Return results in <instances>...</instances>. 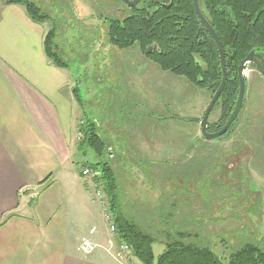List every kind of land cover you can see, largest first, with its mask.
I'll return each instance as SVG.
<instances>
[{"label":"rangeland","instance_id":"rangeland-1","mask_svg":"<svg viewBox=\"0 0 264 264\" xmlns=\"http://www.w3.org/2000/svg\"><path fill=\"white\" fill-rule=\"evenodd\" d=\"M30 1L38 3L60 22L65 20L66 24L72 25L78 17L85 27L89 26L87 32L93 28L92 32H84L87 37L84 41L97 55L94 58L95 52H91L83 68L71 61L82 51L75 44L77 39H72L79 32L76 27L74 31L65 32L58 43L72 65L70 70L75 83L76 76L81 82L83 97L87 101L94 100L93 103L87 102L85 109L96 121L109 125V129L106 125L104 130L109 133L107 140L111 143L121 140L130 147L128 158L121 157L119 162H126L129 167L130 161L145 170V177L135 171L128 177L126 167L123 168L125 176L120 174L125 184L122 206L129 218L151 231L160 242H166L163 233L166 228L162 227L171 220L174 228L183 225V231L191 233L186 242L209 246L218 255L230 252L229 247L237 250L243 243H256L264 237V79L259 73L248 65L246 102L231 135L207 141L202 138L200 122L211 101L210 93L171 73L162 72L137 45L124 51H110L106 53L108 56L94 46V43L97 45L94 32L99 28L102 37L107 33L105 20H122L130 15L126 5L113 0ZM48 24L44 23L50 29ZM98 40L101 44L102 40ZM68 49L75 53L68 55ZM94 65L100 66L94 76L95 81L100 80L96 88L92 79ZM219 115L220 108H217L210 115L209 122H216ZM76 119L74 134L78 144L77 133L83 114ZM104 131L100 133L105 138ZM113 151L116 154V148ZM75 158L78 169L83 165L89 168L87 164L98 160L92 149H87L85 154L78 151ZM119 164L115 163V168L121 171ZM143 180L145 184L139 186ZM95 192L106 210L111 229L113 216L103 185L98 184ZM157 200L158 205L154 206ZM251 209L258 215L250 216ZM159 210L162 212L158 225L151 217ZM245 222L251 234L247 231L242 234L245 235L243 238L234 230ZM199 226L203 228L198 229ZM252 226L259 235L252 232ZM111 232L118 238L116 230L111 229ZM196 233L194 238L192 235ZM219 233L228 240L227 247L217 239ZM254 235H257L256 240L252 237ZM163 250L161 244L154 246L157 254Z\"/></svg>","mask_w":264,"mask_h":264},{"label":"crops","instance_id":"crops-1","mask_svg":"<svg viewBox=\"0 0 264 264\" xmlns=\"http://www.w3.org/2000/svg\"><path fill=\"white\" fill-rule=\"evenodd\" d=\"M48 30L0 2V264H142L111 232L96 178L77 168L82 111L71 70L47 58Z\"/></svg>","mask_w":264,"mask_h":264},{"label":"trees","instance_id":"trees-1","mask_svg":"<svg viewBox=\"0 0 264 264\" xmlns=\"http://www.w3.org/2000/svg\"><path fill=\"white\" fill-rule=\"evenodd\" d=\"M113 1L124 4V0ZM147 2L148 0H142L137 8L131 9L130 15L122 20H105L107 33H103L104 36L102 37L99 28L97 31L94 30V35L97 37V39L95 38L97 45L94 43V46L99 47L105 56L110 51H124L137 45L149 61L153 62L162 72L180 77L189 85L213 95L220 86L223 77L220 55L214 39L197 19L192 0H173V4L169 8L156 7V4ZM199 2L203 7L205 17H207L226 52L228 81L215 107L220 108L219 120L210 127L211 131H217L227 124L235 110L239 95L238 68L241 62L252 51L264 53V0H199ZM4 4L22 5L32 21L43 25L50 23L51 26L48 24L50 29L45 36L44 48L47 58L56 67L71 69L72 65L58 40L63 37L65 32L68 33V30L74 31L75 27L76 31L79 32L72 39H77L75 44H78V48L82 51L79 55L76 53L75 59L71 61L79 65V68H83L88 62L90 53L95 52L91 45L84 41L87 38L84 37V32H92L93 28L87 32L86 28L89 26L85 27L78 17L74 23H71L72 25H69L66 24L65 20L60 22L49 11L30 0H5ZM98 39L102 40L101 44ZM150 46L154 47V51L149 54L146 49ZM101 48L106 49V52ZM71 51L72 49H68V55ZM71 53L73 55L75 52ZM96 55L95 52L94 58ZM106 55L108 56V54ZM99 67L94 65L92 74L94 88H96V83L100 82V80H94L95 71ZM80 83L76 76L73 97H75L83 114V121L78 127L77 133L81 136L77 145L78 151L85 154L87 149H92L95 153L97 162L87 164V167L96 173L97 184L103 185L105 189L109 211L113 216V224L120 243L127 244L131 254L137 260L142 264H264V237H260L256 243L251 241L243 243L237 250H232L233 247H229L230 252L226 251L218 255L209 246L186 242L185 239L189 238L191 233H187L186 230L183 231L184 226L180 224L179 229L174 228V222H171L169 218L170 221L164 223L162 227L166 228L163 230L166 242L157 241L156 236L151 231L144 229L136 221L130 219L122 206L124 197L122 192L125 191L123 190L125 184L120 178L121 173L124 176L126 174L123 169L126 167V162H119V159L122 157L126 160L131 149L128 144H122L121 140L117 143H111L107 140L109 133L104 130H106V125L109 129V125H102L85 109L88 106L87 102L93 103L94 100L87 101L83 97ZM237 123L238 120L229 132L218 140L230 136ZM102 130L105 138L100 133ZM113 148H116V154ZM115 163H120L119 169L121 171L115 168ZM128 163L131 165L130 168L126 167L127 171L125 170L128 177L129 173H134V171L141 174V177L146 176L145 170L140 168L141 165H135L130 161ZM133 184L135 185V182ZM138 184L143 187L145 182L143 180ZM157 202L158 200L154 206L158 205ZM161 212L159 210L153 214L154 217H151V220L154 219L153 221L158 225L161 224V217L159 216ZM248 213L250 216L258 215V212H252V209ZM240 227L234 230L237 236L240 234L242 236L247 231L251 234V229L247 224ZM252 227V232H256L255 226ZM202 228V226L198 227V229ZM256 233L259 235L258 232ZM257 235L252 236L253 239L256 240ZM192 236L196 238L197 233ZM216 237L221 241L222 246H228V240L222 238L220 233ZM242 237L244 238L245 235ZM156 244H161L164 247L163 252L158 257L153 253Z\"/></svg>","mask_w":264,"mask_h":264},{"label":"water","instance_id":"water-1","mask_svg":"<svg viewBox=\"0 0 264 264\" xmlns=\"http://www.w3.org/2000/svg\"><path fill=\"white\" fill-rule=\"evenodd\" d=\"M125 2L128 4V6L130 7H136L139 0H134L133 2H129V0H125ZM193 4L195 7V11L196 14L199 18V20L201 21V23L204 25V27L208 30V32L210 33V35L212 36V38L214 39L217 47H218V51H219V55H220V63H221V69H222V74H223V78L222 82L220 84V87L218 88L217 92L215 93V95L213 96L211 102L209 103V106L207 107L204 116L202 118L201 121V135L202 138L207 140V141H215L218 140L219 138L223 137L224 135H226L228 133V131L232 128V126L234 125V123L237 121L243 105H244V100L246 97V80H245V70L247 67V64H253L255 65L256 69L263 75L264 77V59L262 58V56L260 54L255 53L256 51H252L240 64L239 68H238V78H239V84H240V88H239V96H238V100H237V104L235 107V110L233 112V114H231L230 119L228 120L227 124L222 127V129L217 132V133H210L208 130V124H209V119L211 115V112L213 111L214 107H215V103L218 102L221 94H222V90L225 89L227 81H228V71H227V66H226V52L225 49L223 48L221 42H219V38L217 36V34L215 33L214 29L211 27V25L209 24V22L206 20V18H204V15L202 14V11L200 9L199 6V2L198 0H193Z\"/></svg>","mask_w":264,"mask_h":264},{"label":"flooded vegetation","instance_id":"flooded-vegetation-1","mask_svg":"<svg viewBox=\"0 0 264 264\" xmlns=\"http://www.w3.org/2000/svg\"><path fill=\"white\" fill-rule=\"evenodd\" d=\"M134 0H129V2H133ZM141 1L142 0H139V2H138V4H137V6L141 3ZM198 2H199V0H198ZM121 3V2H120ZM147 3H151V4H156L157 6L156 7H164V8H169L172 4H173V0H148V2ZM192 3H193V0H192ZM123 4V3H122ZM124 5H126L129 9H130V11H131V9H134V8H137V6L136 7H130V6H128V4L125 2V0H124ZM199 6H200V9H201V11H202V14L204 15V18H206V20L208 21V19H207V17H205V14H204V12H203V7L201 6V4H200V2H199ZM156 7H154V8H156ZM193 8H194V11H195V7H194V4H193ZM195 14H196V11H195ZM196 16H197V14H196ZM198 17V16H197ZM197 19H199V18H197ZM200 21V20H199ZM209 22V21H208ZM200 23H201V21H200ZM202 24V23H201ZM210 24V23H209ZM203 25V24H202ZM204 26V25H203ZM206 29V28H205ZM207 30V29H206ZM208 31V30H207ZM210 34V33H209ZM212 37V36H211ZM218 48V47H217ZM140 50H141V48H140ZM142 51V50H141ZM154 51V47L153 46H150V47H148L147 49H146V52L147 53H152ZM142 53H143V51H142ZM255 53H257V54H260L261 56H262V58L264 59V53H259V52H255ZM143 55H144V53H143ZM145 56V55H144ZM146 57V56H145ZM147 58V57H146ZM148 59V58H147ZM149 60V59H148ZM220 65H221V63H220ZM248 65H250V66H252L253 64H247V67H248ZM247 67H246V70H247ZM252 68H254L258 73H259V75L261 76V78L262 79H264V77H263V75L256 69V67H255V65H253L252 66ZM246 70H245V73H244V76H245V74H246ZM246 77V76H245ZM244 77V78H245ZM223 78V77H222ZM239 79V78H238ZM245 80H246V89L248 88V83H247V79L245 78ZM222 82V81H221ZM221 84V83H220ZM220 87V86H219ZM218 87V88H219ZM239 88H240V84H239ZM245 89V90H246ZM218 90V89H217ZM217 90H216V92H217ZM223 91V90H222ZM215 92V93H216ZM209 93V92H208ZM215 93L212 95L211 93V98H210V100H212V98H213V96L215 95ZM223 93V92H222ZM222 95V94H221ZM246 95H247V90H246ZM239 96V95H238ZM221 97V96H220ZM220 99V98H219ZM219 101V100H218ZM211 102V101H210ZM218 103V102H217ZM209 104V103H208ZM216 104V103H215ZM209 106V105H208ZM215 107H216V105H215ZM214 107V109H213V111L211 112V114L214 112V110L215 109H217V108H215ZM243 109V108H242ZM242 112V111H241ZM205 113V112H204ZM240 115H241V113H240ZM240 115H239V117H238V119L237 120H239V118H240ZM204 116V115H203ZM210 116V115H209ZM211 117V116H210ZM210 120V119H209ZM218 120H219V118H218ZM217 120V121H218ZM202 121V120H201ZM216 121V122H217ZM216 122H214V123H216ZM214 123H210L209 122V124H208V130H209V132L210 133H217V132H219L221 129H219V130H217V131H211V129H210V127H211V125L212 124H214ZM200 124H201V122H200ZM235 124V123H234ZM201 126V125H200ZM229 132V131H228ZM220 139V138H219ZM213 142V141H212Z\"/></svg>","mask_w":264,"mask_h":264},{"label":"built area","instance_id":"built-area-1","mask_svg":"<svg viewBox=\"0 0 264 264\" xmlns=\"http://www.w3.org/2000/svg\"><path fill=\"white\" fill-rule=\"evenodd\" d=\"M79 141L81 140V136L78 137ZM81 174L86 177V178H90L91 180H94L96 177V174L94 173L93 170H90V168H84L81 171ZM111 229L113 231H115V226L113 224V222L111 223ZM97 245H95L94 243H92L90 240L84 239L83 242L81 243L80 249L82 251V253L84 255H91L92 253H94L97 249ZM121 250L126 252V253H131L130 249L127 247V245H123V247L121 246Z\"/></svg>","mask_w":264,"mask_h":264}]
</instances>
